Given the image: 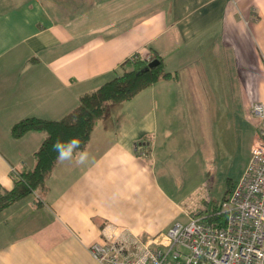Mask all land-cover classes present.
<instances>
[{
	"label": "crops",
	"instance_id": "1",
	"mask_svg": "<svg viewBox=\"0 0 264 264\" xmlns=\"http://www.w3.org/2000/svg\"><path fill=\"white\" fill-rule=\"evenodd\" d=\"M135 55L158 56L172 77L127 100L124 112L110 114L120 103L110 105L85 148L57 160L46 193L0 211V264H99L87 248L108 223L143 241L164 234L168 215L154 230L139 218L154 211L153 193L157 209L178 205L163 193V175L157 186L145 181L170 157L160 139L177 150L170 170L180 173L187 124L202 114L204 92L213 98L219 76L236 78L246 112L264 103V0H0L2 189L12 188L14 170L34 166L43 140L40 132L13 138L11 127L61 119ZM80 153L88 154L84 163Z\"/></svg>",
	"mask_w": 264,
	"mask_h": 264
},
{
	"label": "built area",
	"instance_id": "2",
	"mask_svg": "<svg viewBox=\"0 0 264 264\" xmlns=\"http://www.w3.org/2000/svg\"><path fill=\"white\" fill-rule=\"evenodd\" d=\"M250 112L255 136L241 177L218 203L220 223L206 221V208L194 209L185 223L145 241L108 223L88 246L90 256L99 264H264V103Z\"/></svg>",
	"mask_w": 264,
	"mask_h": 264
},
{
	"label": "rangeland",
	"instance_id": "3",
	"mask_svg": "<svg viewBox=\"0 0 264 264\" xmlns=\"http://www.w3.org/2000/svg\"><path fill=\"white\" fill-rule=\"evenodd\" d=\"M133 58L132 63L151 60L148 56L135 55ZM221 79V76L216 82L212 79L210 87L213 90V98L209 89L204 92L206 96L200 101L203 111L200 116L194 115L193 128L188 125L191 123L187 124V130L184 132L186 142L179 146V154L176 153L179 159L177 163L181 165L180 173L176 174L170 170L174 166L171 155H174L175 150L174 147L169 146L171 140L164 136L159 141V146L164 142L167 147L164 148L163 158L170 156L167 158L169 160L161 159L162 161L154 168L155 174H148L145 181L149 187L152 178L156 185L154 178L163 175L167 179L163 193L178 205L170 206L166 211L157 209V195L153 193L154 211L139 217L147 218V223L153 230L165 222L167 215L171 225L176 222L185 223L188 220L185 211L188 210L190 203L195 202L197 209L204 207L209 211L213 203L218 204L224 196L229 195V189L234 187L244 171L249 158L250 144L255 136L257 120L242 106L237 92L236 78L228 77L225 79L226 83ZM127 103L129 101H123L118 103L119 106L111 107L110 114L112 111L124 112L122 107L128 105ZM183 118L186 122L190 119V117ZM133 128L137 130L136 126ZM139 158L144 159L142 156ZM164 171L167 173L165 174ZM159 181L162 183L161 180ZM189 211L193 209L190 208L187 212Z\"/></svg>",
	"mask_w": 264,
	"mask_h": 264
},
{
	"label": "trees",
	"instance_id": "4",
	"mask_svg": "<svg viewBox=\"0 0 264 264\" xmlns=\"http://www.w3.org/2000/svg\"><path fill=\"white\" fill-rule=\"evenodd\" d=\"M150 58V61H158L156 66L148 67L149 61L129 63V59H126L119 66V73L96 89L80 95L77 106L59 120L31 117L21 119L11 127L13 138H19L27 132H40L43 140L33 154L34 166L31 169L14 170L11 174L12 188H0V211L30 194L38 196L46 193V182L58 160V153L52 149L54 143L60 141L67 145V142L77 139L79 148H73L72 153L81 152L89 141L95 123L107 115L110 105L130 100L159 79L172 77L165 71L158 56ZM217 206L213 203L207 211L206 221L209 223H220L221 218L215 215Z\"/></svg>",
	"mask_w": 264,
	"mask_h": 264
},
{
	"label": "clouds",
	"instance_id": "5",
	"mask_svg": "<svg viewBox=\"0 0 264 264\" xmlns=\"http://www.w3.org/2000/svg\"><path fill=\"white\" fill-rule=\"evenodd\" d=\"M73 148H79V140L72 139L71 141L67 142V145L57 141L52 146L53 151L58 153L57 159L60 161L71 159ZM87 156V153H80L78 163H84L87 159Z\"/></svg>",
	"mask_w": 264,
	"mask_h": 264
},
{
	"label": "water",
	"instance_id": "6",
	"mask_svg": "<svg viewBox=\"0 0 264 264\" xmlns=\"http://www.w3.org/2000/svg\"><path fill=\"white\" fill-rule=\"evenodd\" d=\"M157 63H158L157 60H152V61H150V62L148 63V67H154V66L157 65Z\"/></svg>",
	"mask_w": 264,
	"mask_h": 264
}]
</instances>
